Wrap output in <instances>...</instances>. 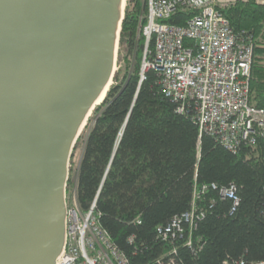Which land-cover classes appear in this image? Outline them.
Wrapping results in <instances>:
<instances>
[{"label": "trees", "instance_id": "1", "mask_svg": "<svg viewBox=\"0 0 264 264\" xmlns=\"http://www.w3.org/2000/svg\"><path fill=\"white\" fill-rule=\"evenodd\" d=\"M147 9L128 1L120 38L127 78L111 86L78 141L77 201L83 211L95 201L101 227L130 264H165L172 255L176 264L264 263V136L232 152L177 111L156 71L140 82L145 41L137 35ZM221 9L236 32L254 36L250 103L264 108V4L239 0ZM195 14L178 11L168 22L184 25ZM231 187L238 203L221 194ZM193 204L204 217L196 219L191 246L189 223L182 236L163 240L157 228Z\"/></svg>", "mask_w": 264, "mask_h": 264}, {"label": "water", "instance_id": "2", "mask_svg": "<svg viewBox=\"0 0 264 264\" xmlns=\"http://www.w3.org/2000/svg\"><path fill=\"white\" fill-rule=\"evenodd\" d=\"M127 1L0 0V264L67 247L71 158L115 78Z\"/></svg>", "mask_w": 264, "mask_h": 264}, {"label": "built area", "instance_id": "3", "mask_svg": "<svg viewBox=\"0 0 264 264\" xmlns=\"http://www.w3.org/2000/svg\"><path fill=\"white\" fill-rule=\"evenodd\" d=\"M235 0H145L147 13L138 27L145 41L140 82L146 71L160 77L165 96L178 104L179 113L190 115L200 134L213 135L224 147L237 152L243 144L255 145L264 136V108L250 103V78L254 36L236 32L222 9ZM260 3L264 4V0ZM196 14L184 25L169 23L178 11ZM234 188H222L223 197H234ZM68 207V242L57 264H130L99 222L95 201L83 211L76 191ZM198 195L196 194L195 197ZM196 206L157 228L163 240L196 228ZM132 241V239L130 240ZM164 264L163 259L156 261ZM165 264H176L173 255ZM224 264H246L243 260Z\"/></svg>", "mask_w": 264, "mask_h": 264}, {"label": "rangeland", "instance_id": "4", "mask_svg": "<svg viewBox=\"0 0 264 264\" xmlns=\"http://www.w3.org/2000/svg\"><path fill=\"white\" fill-rule=\"evenodd\" d=\"M128 1H127V5H128ZM142 1L145 2V0H142ZM236 1H239V0H235L234 2L231 1V2L225 3V4H227V5L233 4ZM243 1H245V0H243ZM260 1L261 0H259V2ZM227 5H225V6H227ZM144 15L145 14H143V13L141 14V16L139 18V24H140V21L143 20V16ZM138 27H139V25H138ZM138 37H139V35H137V39H139ZM126 56H127L126 50L124 48H121L120 45H119L118 59H117V65H116V74H115V77H116V75L117 76L119 75V78H116V79L114 78L113 85L117 84L118 82H123L127 78L126 77V74H127V70H126V63H127ZM143 56H144V54H143ZM142 61H143V59H142ZM82 152H83V144L80 145L79 147L76 146V148L74 150V153L72 155V158H71L70 178H73V180H74L73 182L74 183H73L72 187H69V182H68V187H67V193H68V195H70L71 198H73V196H74L73 194L76 191L77 169L79 168ZM70 178H69V180H70Z\"/></svg>", "mask_w": 264, "mask_h": 264}, {"label": "bare ground", "instance_id": "5", "mask_svg": "<svg viewBox=\"0 0 264 264\" xmlns=\"http://www.w3.org/2000/svg\"><path fill=\"white\" fill-rule=\"evenodd\" d=\"M113 85V81H112V83H111V86ZM111 86H110V88L107 90L108 92L110 91V89H111ZM108 92H107V94H108ZM105 95V94H104ZM212 137H213V135H211ZM218 142L221 144V142L218 140ZM223 145V144H222ZM247 145V144H246ZM250 145H252V144H250ZM226 148V147H225Z\"/></svg>", "mask_w": 264, "mask_h": 264}]
</instances>
